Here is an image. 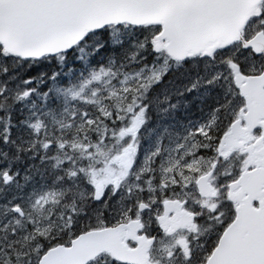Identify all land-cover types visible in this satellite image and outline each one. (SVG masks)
I'll use <instances>...</instances> for the list:
<instances>
[{
    "label": "snow or ice",
    "instance_id": "obj_1",
    "mask_svg": "<svg viewBox=\"0 0 264 264\" xmlns=\"http://www.w3.org/2000/svg\"><path fill=\"white\" fill-rule=\"evenodd\" d=\"M0 264H264V0H0Z\"/></svg>",
    "mask_w": 264,
    "mask_h": 264
}]
</instances>
